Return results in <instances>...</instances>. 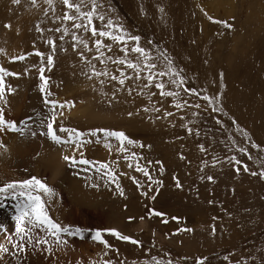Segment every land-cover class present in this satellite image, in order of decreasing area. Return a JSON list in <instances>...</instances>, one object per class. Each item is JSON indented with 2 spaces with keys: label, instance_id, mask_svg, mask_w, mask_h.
Wrapping results in <instances>:
<instances>
[{
  "label": "rangeland",
  "instance_id": "obj_1",
  "mask_svg": "<svg viewBox=\"0 0 264 264\" xmlns=\"http://www.w3.org/2000/svg\"><path fill=\"white\" fill-rule=\"evenodd\" d=\"M100 2L103 4L101 12L122 24L130 34L141 37V45L156 57L155 62L161 70H166L168 60H171L185 79L184 86L195 89L199 96H190L182 89H176L168 82V77L161 78L169 90L180 91L182 100L202 106L207 102L200 96L207 95L220 111L187 106L177 110L172 106V98L162 101L159 95L149 97L147 89L144 94L132 91L129 95L134 84L142 83L139 81H126L124 88L116 92L120 85L115 81L104 77L88 79L83 74L89 72L88 65L82 63L78 52L72 50L71 36L61 41L60 32L49 31L65 26L71 28L70 23L65 25L56 19L66 10L59 0H54L55 13L45 0H36L35 5L32 0H20L19 4L0 0V51L3 53L0 54V57L3 55L0 66L21 74L18 79L8 78V83L16 90L8 97V106L16 107V111L10 110V115H15L18 123L22 122L42 97L35 69L24 74L33 65L39 66V57L29 55L23 62H11V58L35 51L52 54L45 42L51 38L57 45L55 64L45 75L49 78L52 98L64 90H72L73 103L79 105V100L93 96V106L110 115L105 121L88 116L73 117L75 119L68 120L64 126L82 132L91 129L122 131L137 142L136 146H128L124 154L130 157L132 153L136 154L129 161L115 150V140L110 141L111 152L103 143H96L100 149L90 147L86 153L83 151L84 159L97 165L109 164L124 191L121 196L116 183H106V176L99 177L91 193L96 196L95 189L103 191L107 185L106 196L76 200L77 206L72 212L76 211L72 215L78 216L80 209H85L89 214L104 218L102 227H86L75 224L74 220V224L68 225L55 215L51 207L49 214L63 225L84 230L121 229V234L140 241L142 247L105 235L112 248L118 251L106 250L92 242L90 232H86L85 239H73L77 250L72 252L73 264L82 262V259L88 261L86 264H100L103 260H112L113 264L121 261L124 264H152V257L163 264L168 261L197 264L198 260H203V264H264V178L260 175L264 173V161L261 160L264 157V0ZM90 7L89 4L82 10L88 11ZM209 17L225 21L231 27L213 23ZM94 23L101 26L99 20ZM37 26L43 35L37 32ZM77 34L84 35L85 39L91 35ZM79 50L83 51L82 46ZM94 53L93 49L84 55L91 59ZM92 62L98 70L105 67L98 61ZM107 70L119 75L116 65L108 63ZM100 80H105L103 86ZM151 91L157 90L152 88ZM153 105L160 107L161 112L143 111ZM165 111L174 115L165 119ZM129 112L133 113L131 117ZM216 120L222 124H217ZM95 139L103 138L98 135ZM252 144L259 147L252 148ZM201 146L206 151H202ZM240 147L247 149L252 159L238 151ZM231 157L241 160L249 171L245 172L242 165L230 161ZM128 163L133 167L129 168ZM137 163L148 169L153 180L161 183H151L142 173L135 171ZM252 172L257 175H251ZM134 179L143 187L137 188ZM177 181L180 187L176 186ZM149 186L152 191L142 195ZM152 196L156 198L151 199ZM59 209L61 213L62 207ZM150 210L165 215L149 218ZM141 224L143 226L139 228ZM105 251H108L107 256Z\"/></svg>",
  "mask_w": 264,
  "mask_h": 264
},
{
  "label": "snow or ice",
  "instance_id": "obj_2",
  "mask_svg": "<svg viewBox=\"0 0 264 264\" xmlns=\"http://www.w3.org/2000/svg\"><path fill=\"white\" fill-rule=\"evenodd\" d=\"M12 2L19 4L20 0H12ZM45 2L49 5L53 13H55V8L53 7L54 0H45ZM59 2L66 10L61 16L56 17V19L63 21L65 25L70 23L71 28L65 26L49 29V31L60 32L61 35L59 39L61 41H63L65 37L71 36V40L73 41L72 50L78 52L81 62L88 65L89 72L83 73L88 79H92L93 77L96 79L104 77L105 80L110 79L115 81L120 85V88H117L116 92L124 88L126 81H139L142 83L134 84L129 90V95L132 94V91H137L138 95L144 94V90L147 89L149 90L147 93L149 97L159 95L162 101L172 98L174 101L172 106L177 110H183V108L187 106L198 109L204 107L205 110L210 107L213 112L220 111V109L213 106V99L207 95L200 96V99L207 102L205 106H202L199 103L190 104L187 100H182L180 91L169 90L167 84L161 78L168 77V82L176 89H182L184 93L190 96H199V93L195 89L184 86L185 79L180 75V72L173 67L171 60H168L166 70H161L155 62L156 57L141 45L140 36L130 34L122 24L115 22L111 17H108L106 13L101 12L100 9L103 8V4L100 0H59ZM35 3L36 0H32V4L35 5ZM89 4L91 5L90 10L83 11L82 8L87 7ZM108 11H111V8H109ZM45 15H47V10L45 11ZM96 20L101 22L100 27H97L94 23ZM209 20L213 23L222 24L225 28L231 27L225 21L213 20L212 17H209ZM5 27H10V25H5ZM73 29H75V31H73ZM36 30L43 35V31L39 26H37ZM78 32L85 34L90 33L91 35L88 39H85L84 35H78ZM105 41H110V43H106ZM45 42L52 49V54L45 55L40 51H35L34 53L21 54L11 58V62H23L27 60L29 55L39 57V66L33 65L32 68L26 69L24 74H30L32 69H35L38 73L40 81L38 90L42 95L44 104L48 107L49 113L44 122L46 132L42 134L46 135L48 140L57 146L74 147L78 150L83 149L91 143H103L104 147L111 152L113 147L110 141L115 140L117 142L115 150L122 155L125 161L135 158V153H132L131 157L124 154L127 153L128 146H136L137 142L130 139L122 131L93 129L88 132H82L75 128L65 127L58 122V118L63 116L64 113L63 111L57 112V109H64L66 106L70 108L74 105H72L71 102L61 103L57 100L50 99L53 93L50 91L49 78L46 77L45 73L52 71L54 67L57 45L51 38H47ZM148 43L152 42L149 41ZM79 46H82L83 51L79 50ZM93 49L95 53L91 59H88L84 55V52L92 51ZM0 54H3L2 51H0ZM161 55L164 54L162 53ZM165 59H167L166 56ZM93 60L98 61L99 64L105 67L98 70L96 64L92 62ZM108 63L116 65V71L119 72V75L111 74L107 70ZM126 70H130V72ZM20 75V73L9 71L0 66V104L7 106L9 103L8 97L13 95L16 91L15 88L8 83V78L18 79ZM105 80H100L102 86L105 84ZM152 88H155L157 91L152 92ZM218 99L217 97L216 100L218 101ZM143 111H154L159 113L161 112V108L153 105L151 108H144ZM128 115L131 117L133 113L129 112ZM172 115H174V113L168 111H165L163 114L165 119ZM193 115H195V113H193ZM216 123L222 124L220 120H216ZM233 123H235V121H233ZM27 127V124H25L24 129ZM185 127L187 126L185 125ZM24 129L18 127L16 122L6 120L4 108L0 107V132L9 131L23 135ZM189 132H191V130H189ZM98 134L102 135V140L89 139V137L96 138ZM244 136L247 137L246 132ZM140 146L143 147V145ZM251 147L258 148L259 146L252 144ZM201 150L206 151L203 146H201ZM238 151L243 155H247L249 159H252L247 149L240 147ZM78 155L81 158L77 159L75 155L65 154L62 159L72 168H76L78 165L86 166L82 168L81 171L94 168L100 178L107 177L106 183H116V190L121 196H124V191L117 182L115 171L109 164L99 163L97 165L94 161L84 159L83 151H79ZM261 160L264 161V157H262ZM230 161L237 165H242V161L235 157H231ZM242 166L245 172L249 171L247 165ZM128 167L132 168L133 164L128 163ZM135 171L142 173L151 183H161L160 181L153 180L148 169L142 167L139 163L135 165ZM160 171L162 173L163 168H161ZM237 172H239V169H237ZM121 174L123 175L124 173ZM251 175H257V173L252 172ZM260 175L261 178H264V173ZM208 179L211 180L212 178L208 177ZM133 183L137 185V188L143 187V185L135 179ZM176 186H181L179 181H177ZM151 191L152 188L149 186L148 191L142 193V195H148ZM54 195V190L46 182L35 176L20 181L5 182L0 185V208L5 206L6 201L11 200L15 202L13 207L16 213L14 216L15 236L7 237V244L0 243V264H4L5 258L9 256L15 259L16 264H21V261L29 252L42 253L48 257H53L57 251H63L69 247L68 237L85 239L86 232H90L89 238L92 242L102 245L106 250L118 251L112 248L111 244L104 238L105 235L112 236L116 240L127 242L137 247H142L140 241L123 235L115 229L84 230L80 227L63 225L57 222L49 214V207ZM45 197H47V200ZM155 198V196L151 197V199ZM164 215V213L150 210L149 218L152 216L163 217ZM162 222L167 223V220H163ZM183 230L184 229H182V231ZM104 255L107 256L108 251H105ZM151 259L152 264H163V262L156 257H152ZM225 259H227V257H225ZM8 264H12V261L9 260ZM76 264H81V262L77 261ZM93 264H95V262H93ZM100 264H113V262L112 260H103ZM120 264H124V262L121 261ZM133 264H135V262H133ZM167 264H172V262L168 261ZM197 264H203V260H198Z\"/></svg>",
  "mask_w": 264,
  "mask_h": 264
},
{
  "label": "bare ground",
  "instance_id": "obj_3",
  "mask_svg": "<svg viewBox=\"0 0 264 264\" xmlns=\"http://www.w3.org/2000/svg\"><path fill=\"white\" fill-rule=\"evenodd\" d=\"M2 56L3 55H1V57ZM2 67L7 68L3 65ZM12 82H16V80H12ZM81 90H84V87H82L80 91ZM72 97V90H64L56 96V98L50 97V99L57 100L61 103L71 102L72 105H74L70 108L66 106L64 109H57V112L63 111L64 113L63 116L58 118V122L63 126L68 120L72 121L75 119L73 117L81 119L88 116L98 121L100 119H103V121L109 119L110 115L93 106L94 103L92 104L91 101L93 96L79 100V105H77V102L76 104L73 103L74 100H72ZM3 108L5 118L8 119V121L16 122L18 127L22 129H24L25 124H27L28 127L24 129L23 135L9 131L0 132V145H2L0 146V185L5 182L20 181L35 176L46 182L54 190L55 195L52 197L50 207L55 215L61 218L62 221L66 222L68 225L75 223L86 227L92 225H94V228L102 227L104 224V218L102 216H96L93 213L89 214V211L87 212L85 209H80V212L77 211L79 212L78 216H74L72 213L74 214L76 209L72 212V208L77 206L76 200L80 198H102L106 196L107 185L103 187V191L95 189L96 196H93L91 188H96V181L99 180V174L95 169L88 168L86 171H81V169L86 166L78 165L76 168H72L62 159L65 154L75 155V158H77L79 156V151H84V153H86L87 148L90 147L98 149L99 147L97 145L100 143H91L79 150L74 147H64L53 144L48 140L46 135L42 134L46 132L44 122L49 115L48 107L44 105L42 97L39 104L30 109L32 112L29 113V116L20 123L16 121L15 115H10V110L15 109L16 111V107L4 105ZM89 139L95 138L89 137ZM95 151V153H98L97 150ZM102 151H104L103 148ZM45 199L47 200V197H45ZM5 203V206L0 208V243L3 244H7V237L15 236L14 216L16 213L13 207L15 202L9 200ZM59 205L62 207L61 213L59 212ZM72 220H74V223ZM142 226L143 224H141L139 228ZM119 232H122L121 229ZM74 238L75 237H68L69 247L63 251H57L53 257H48L42 253L29 252L23 258L21 264H73L75 259H72V252L77 251L76 241L73 240ZM99 256L100 255H96V257ZM9 260L12 261V264H16L15 259L10 256L5 258L4 264H8ZM82 262L83 264L88 263L86 259H82Z\"/></svg>",
  "mask_w": 264,
  "mask_h": 264
}]
</instances>
